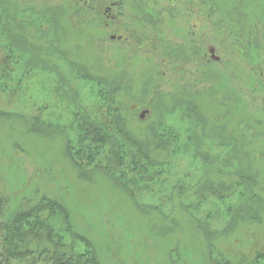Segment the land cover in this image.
Listing matches in <instances>:
<instances>
[{
	"label": "rangeland",
	"instance_id": "obj_1",
	"mask_svg": "<svg viewBox=\"0 0 264 264\" xmlns=\"http://www.w3.org/2000/svg\"><path fill=\"white\" fill-rule=\"evenodd\" d=\"M16 3L27 45L0 34V62L6 44L17 53L0 78V111L11 115L0 118V223L43 196L64 206L70 228L59 213L31 217L80 264H264L263 201L254 202L259 223L245 226L249 188L209 185L264 182V0ZM47 49L50 61L39 54ZM79 112L119 116L128 138L144 141L158 161L148 184L129 197L104 172L72 168L66 145L76 143ZM248 145L256 174L240 162Z\"/></svg>",
	"mask_w": 264,
	"mask_h": 264
},
{
	"label": "trees",
	"instance_id": "obj_2",
	"mask_svg": "<svg viewBox=\"0 0 264 264\" xmlns=\"http://www.w3.org/2000/svg\"><path fill=\"white\" fill-rule=\"evenodd\" d=\"M16 1L17 0L5 1L12 7L10 11L15 17L16 13L19 12L17 10ZM109 9H111V7ZM3 12L6 14L5 10ZM3 16L6 15L0 14V34L8 35L14 32L15 36L26 44L21 34V26L16 22V18L13 17L9 23L8 21L5 22ZM5 46L6 50H4L3 62H0V71L2 72L0 78H4L7 74L6 71L9 62H4V60L17 61V59H14V56L17 55V53H14L16 51L15 46L11 44H6ZM36 51L38 50L35 49V52ZM180 53L183 54V51ZM39 54L42 56L47 55V57H44L47 61H50L54 56L48 49L42 50V52L40 50ZM16 67H18V65ZM23 67H20V69H23ZM118 89L117 87L115 92ZM113 101L114 98H111L110 103L114 104ZM10 117L11 115H7L0 111V118L6 120ZM76 122H78L77 128L79 129L76 143L73 144L72 142H68L66 145V156L74 170L78 171L79 174L92 169L95 171H102L105 173L104 176L109 178L120 189H123L124 193L129 197L133 195V190L130 188L131 186L138 187L149 183L150 180L148 179L147 172L154 169L153 167H156L158 161L151 155V150H148L143 140H139L136 136L128 138L130 136L126 131H123L121 124L123 121L122 119L120 120L119 116L112 120L101 121L96 117L91 118L89 115L79 112L76 117ZM115 130L117 133H115ZM237 131L235 130L234 133ZM242 148L243 147H240L239 153H242V156L245 157L248 162L246 164L244 161L242 162V159H239L241 165L244 163L246 168L252 169L253 173H255L257 168L254 165L255 160L252 159V155L249 154V152L251 153L249 145L248 148H245L246 151H242ZM103 156H105L108 164L99 161L100 159L98 158ZM218 169L219 166L215 165L212 171L224 176L225 172L218 173L220 171ZM256 175H252L251 177L240 175L238 179L236 178V180H238V182H236V180L232 181L230 179L231 176H229L228 173H225V178H227V180L230 179L229 181H224L223 179H218V181H216L213 179L211 183H209L210 186L229 193L234 192L233 187L235 185V187L242 186V188L244 186V189L249 188L251 195L246 198V204L239 209L241 213L240 218L244 217L242 222L245 226L247 224L255 225L259 223L257 219L259 214L257 210L254 209V202H258L256 201L258 199L261 202L263 201L260 204L264 205V200L261 195L264 192V182L262 183L259 175ZM38 212L49 214V218H54L52 215L56 216L57 213H59V218L60 220L62 219L61 221H63L65 226L67 228L71 226L69 214L64 206L59 201L42 196L37 203H33L31 206L17 212L7 222L0 223V264H36L42 257H44V262L51 264L79 263V258H74L71 254V248L59 241V238L50 230V225L46 224V220L38 219L37 216L34 218L31 217L33 213L38 214ZM236 218L239 219L238 214ZM55 219L51 221H55ZM68 233L72 238L79 239V236L71 233L69 230ZM87 259H93L94 261V258ZM96 262V264H99L97 259Z\"/></svg>",
	"mask_w": 264,
	"mask_h": 264
},
{
	"label": "water",
	"instance_id": "obj_3",
	"mask_svg": "<svg viewBox=\"0 0 264 264\" xmlns=\"http://www.w3.org/2000/svg\"><path fill=\"white\" fill-rule=\"evenodd\" d=\"M209 54H210V58L213 60V61H218L219 59L214 55V49L210 48L209 49ZM144 115V112L141 114V117H143Z\"/></svg>",
	"mask_w": 264,
	"mask_h": 264
},
{
	"label": "flooded vegetation",
	"instance_id": "obj_4",
	"mask_svg": "<svg viewBox=\"0 0 264 264\" xmlns=\"http://www.w3.org/2000/svg\"><path fill=\"white\" fill-rule=\"evenodd\" d=\"M109 11H110V9L107 8L106 11H105V14L107 15L109 13ZM111 39H114V40L116 39L118 41H122L123 40L121 37H111Z\"/></svg>",
	"mask_w": 264,
	"mask_h": 264
}]
</instances>
